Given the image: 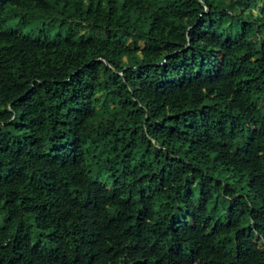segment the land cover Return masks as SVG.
Returning a JSON list of instances; mask_svg holds the SVG:
<instances>
[{
    "label": "trees",
    "instance_id": "obj_1",
    "mask_svg": "<svg viewBox=\"0 0 264 264\" xmlns=\"http://www.w3.org/2000/svg\"><path fill=\"white\" fill-rule=\"evenodd\" d=\"M0 264H264V0H0Z\"/></svg>",
    "mask_w": 264,
    "mask_h": 264
},
{
    "label": "rangeland",
    "instance_id": "obj_2",
    "mask_svg": "<svg viewBox=\"0 0 264 264\" xmlns=\"http://www.w3.org/2000/svg\"><path fill=\"white\" fill-rule=\"evenodd\" d=\"M139 43V46L141 47L142 45H143V43L142 42H138ZM217 58L219 59L220 58V54H217Z\"/></svg>",
    "mask_w": 264,
    "mask_h": 264
}]
</instances>
